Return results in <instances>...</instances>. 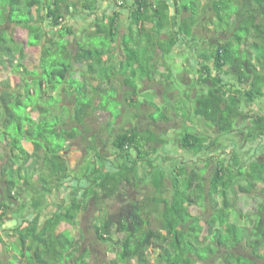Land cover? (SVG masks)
<instances>
[{
  "label": "trees",
  "instance_id": "obj_1",
  "mask_svg": "<svg viewBox=\"0 0 264 264\" xmlns=\"http://www.w3.org/2000/svg\"><path fill=\"white\" fill-rule=\"evenodd\" d=\"M106 1L111 13L99 15L102 0H0V73L5 75L0 81V224L9 213L21 218L8 235L17 245L0 239V252L5 250L0 264H87L82 233L73 236L60 225L76 226L78 214L91 200L99 207L92 223L95 236L112 253L102 264H198L219 250L225 253L211 264H264V187L257 197L248 196L259 182L264 184V159L241 160L232 149L230 158L214 154L202 166L193 160L187 170L179 155H174L176 162L171 159L174 151L165 134L137 124L112 132L121 111L113 115L101 100V93L113 88L114 100L124 99L134 109L149 105V119L170 121L167 83L160 105L153 94L145 101L137 98L140 81L155 82L160 75L167 82L169 76L158 62L151 71L140 65L139 45L147 47L148 59L159 53L164 61L173 49L181 48V41L189 48L196 45L199 37L193 28L202 26L209 34L197 54L196 82L206 90L189 104L185 119L198 118L221 134L242 120L245 139L264 137V111L250 115L242 107L264 96V0ZM123 11L128 28L121 37L119 60L125 74L116 82L109 75L99 80L96 65L111 67L112 42ZM207 11L212 12L211 20ZM80 21L88 29L76 30ZM7 24L25 31L24 43L4 27ZM134 28L135 42L130 43L126 36ZM93 36L106 38L110 46L104 48L103 41L92 44ZM31 46L40 50L34 69L25 63L26 47ZM119 68L113 66L111 75ZM12 76L17 80L12 82ZM64 93L72 106L61 102ZM96 112L111 115L106 125L113 134L111 157L99 151L92 136L84 151L70 152L85 163L74 175L70 153L64 154L63 148L72 139H86L89 131L72 122L83 123ZM189 127L178 133L177 147L198 154L218 144L215 137ZM163 142L165 152L160 153L157 145ZM142 185H149L150 191H143ZM130 189L136 194L130 196ZM23 192L31 194L30 219L19 214L24 204L16 203ZM238 192L248 199L241 206L236 205ZM106 200L117 202L113 211L104 205ZM30 234L32 245L27 243ZM236 245L249 248V255L230 251ZM17 247L19 254H11Z\"/></svg>",
  "mask_w": 264,
  "mask_h": 264
},
{
  "label": "rangeland",
  "instance_id": "obj_2",
  "mask_svg": "<svg viewBox=\"0 0 264 264\" xmlns=\"http://www.w3.org/2000/svg\"><path fill=\"white\" fill-rule=\"evenodd\" d=\"M203 3H205V0H202ZM98 14L102 15L104 12L106 14L111 13V7L108 6V1L102 0V4H100L97 8ZM212 12L207 11L206 16L208 18H213L212 17ZM128 20L126 17L125 11H123L121 23H120V28L119 31L116 35L117 39L115 42H112V54L114 56V59L112 63L110 64L111 67H108V65H96L95 68V76L100 77L99 80H101V77L105 75L112 76V79L118 81L119 77L122 74H125V69L124 66H122V62L119 60L120 58L123 57V53L120 49L122 40L121 37L123 33L126 31V27L128 28L127 24ZM85 21H80L78 24L76 30H79L81 28H84V30L88 29L89 26L84 25ZM208 22L207 20H204L202 24L206 25ZM210 24V23H209ZM208 25V24H207ZM85 26V27H84ZM7 28L12 35L16 38L17 41L20 43H24V36H25V31L21 28H17L12 26L11 24H7L4 26ZM133 29L131 32V36L127 35L126 38L127 40L130 41V43H133L134 40L131 38L135 35L136 37V32L137 29ZM194 35L196 37H199L196 40V45L192 46L191 48L188 47L187 43L181 41V48H175L173 49L169 54L164 57L163 61V56L160 55L159 53L155 54L153 59H148V53L146 52L147 47L144 46V44L139 45V50L140 53L139 59L140 60V65H143V68L145 70L151 71V69H154L155 67L153 64L156 62L159 63V68L160 71H164L169 73L168 79L166 78L167 82L163 79L162 76L159 75V78L156 79V82L150 81L148 79H144L142 82H139V86L141 89L139 92H137V98L139 101L145 99H151V94L152 91L160 94L161 92L164 91V86L167 83V91H172L170 94L174 98L176 95V100H171V105L168 107L169 110H176L179 109L181 105V109L183 111L188 110L189 104L191 103L190 99L193 100V98L200 92V91H205L206 86L197 83L196 78H197V73H196V68L198 66L197 62V54L199 51L203 50L205 48V44L202 42L206 36L209 34L208 30L196 26L193 28ZM220 35V34H219ZM222 37V35H220ZM92 44L95 42L97 43L100 41H103L102 44L105 46L104 48L110 46L109 42H106L105 39H99L98 36H93L89 38ZM105 41V42H104ZM135 42V41H134ZM136 44V43H134ZM195 48V49H194ZM26 52L28 54V58L26 59V65L30 69H34L35 66L37 65L39 61V56H40V50L39 46H31V47H26ZM123 60V59H122ZM164 63L162 65L161 63ZM110 63V62H109ZM106 64V62H105ZM115 66L116 68H119V72H116L115 74L111 75L112 68ZM137 71L139 72L140 69L139 67L137 68ZM86 72V71H85ZM92 72V71H90ZM89 72V73H90ZM5 76L4 74L0 73V81L1 78ZM115 76V77H113ZM13 77V76H12ZM118 77V78H116ZM12 79V78H11ZM81 76L79 77V80H81ZM122 80V78H120ZM17 80V77H13L12 82ZM140 80V78H139ZM159 80V81H158ZM103 82H106V80H102ZM163 85L159 84L160 82H163ZM141 83V85H140ZM123 88H125V85L123 83H119ZM120 87V86H119ZM1 89V87H0ZM102 98L101 100L103 103L107 106V109L109 112H111L113 115L118 114L119 110L121 111L120 116L116 119V128L112 132H116L120 130V128H127L130 127L132 124H137L141 129H145L147 127H151L154 131L159 132L161 134H165L166 136V144L171 150L174 151L173 154H171V159H174V155H180L178 157H181L183 159L184 165L186 166L187 170H190L191 166H193L192 161L196 160V163L199 165H203L205 160L208 159L211 155H214L219 152L218 146L215 148H211L209 150H204L202 152H199L198 154L194 153H189L185 152L183 153L180 149L177 148L176 144V138L177 136L182 132L180 124L181 121L177 120L174 116L171 122H165V121H159L155 122L152 121L147 117L148 112L152 109L149 105H142L140 106L139 109H134V108H129L127 105H125L124 99L121 100L119 99V103L117 100L116 92L113 88H109L106 92H102ZM122 94H120L121 96ZM158 99V98H157ZM158 101H161L158 99ZM61 102L66 103L69 106H72V99L67 95L63 94L61 97ZM161 103L158 102V105ZM242 107L244 111L247 114L254 115L258 112L264 111V96L259 97L256 99L250 100V102L245 106V102L242 103ZM179 111V110H177ZM109 112H96L95 114L87 117L83 123H78L73 121L72 124H76L79 126L80 129L82 130H88L89 136L86 139H81V138H75L72 139L68 142V144L65 146L63 149L64 154H69L71 151H73L76 148L81 149L84 151L86 149V144L91 143V137L95 136L97 138V144H98V149L99 151L107 157H111V151L113 149L112 147V138L113 134L111 132L107 131V122L111 119V115ZM137 113V117H134V114ZM180 117V116H179ZM187 117V114H186ZM193 117L189 115V120L191 121ZM185 123V122H184ZM194 123V122H193ZM186 124V123H185ZM195 127L196 131L200 132L201 134H204L205 136L209 138L215 137L218 142H222L225 146L223 147L225 149V153H223L225 157L231 156L229 155V152L232 150L234 152L239 153L240 159L249 161V160H256L258 158L264 159V137L259 138L254 141H249L245 139V123L244 121L240 120L235 127V129L232 132H229L227 134H221L217 127H211L208 128L204 125V123H201L198 121V118L195 120ZM194 127L190 126L189 129L193 130ZM179 133V134H178ZM165 144V142L161 143L160 145L158 144V151L160 153H164L165 149L162 148V146ZM27 147L31 149V147L27 144ZM0 153L3 154V146L0 144ZM183 153V154H182ZM75 156L70 153L67 155V159L70 163V166L72 169L74 168L76 171L75 173H79L83 167L85 166L83 163L84 159L82 160H76ZM167 164L169 163V157L167 156ZM174 162L175 159H174ZM83 164V165H82ZM212 166V165H211ZM81 168V169H80ZM36 183V182H35ZM259 187H264L263 183H258ZM2 188H3V183L0 181V193H2ZM143 191H150V186L145 185L141 187ZM261 189V188H260ZM256 191H259V188H256ZM130 196H133L136 194L133 190L130 189L128 192ZM17 204L23 203V211L20 212L19 214H22L23 218L30 219L33 216V210L31 206V194L23 192L18 198H17ZM230 200L234 201V198L232 196L229 197ZM106 207L109 208V210H114L115 205H117V202L114 200H106L104 203ZM51 207V206H50ZM98 205L94 201H90L88 207L86 210L81 211L79 214L77 224L76 226H71L66 223H61L60 228H69L73 236H79V233H82L83 235V240L81 244L83 247H87L88 250V262L87 264H102V263H107L110 258L112 257V253H110L108 247L106 244L100 242L94 233V228L92 226L93 219L98 216ZM9 215V216H8ZM6 217L7 219L4 221V223L0 226V239H4L6 242L7 241H14L13 239L15 237L11 236V238L8 237L9 234L12 233V229L15 226H18V224L21 222V218H19L17 215L13 213H9ZM33 224H29L28 227L31 228ZM31 231V230H30ZM10 239V240H9ZM34 243L33 237L31 234L28 236L27 243L29 244ZM8 243V242H7ZM31 244V245H32ZM14 245H17V243L14 241ZM10 246L7 244L5 249H9ZM13 249V248H11ZM154 251V254L157 253L156 248H152ZM233 251L235 253H241V254H248L249 248L244 247L243 245H236L233 248L230 249V251ZM11 253V252H10ZM225 253L224 250H219L216 256H213L211 258H208L205 262L198 263V264H211L215 257L223 256ZM4 252H0V255H4ZM9 254V253H8ZM16 256L19 254V247L13 250V253ZM131 264H136L134 261L131 262Z\"/></svg>",
  "mask_w": 264,
  "mask_h": 264
},
{
  "label": "crops",
  "instance_id": "obj_3",
  "mask_svg": "<svg viewBox=\"0 0 264 264\" xmlns=\"http://www.w3.org/2000/svg\"><path fill=\"white\" fill-rule=\"evenodd\" d=\"M156 82V81H155ZM159 84H161V85H163V82H160ZM165 90V89H164ZM170 92H172V91H168L167 92V94H168V97L171 99V100H176L177 98H176V95H175V97L173 98L172 97V95L170 94ZM163 92H161L160 94H158V93H156V92H154V91H152V94H153V96H154V98L155 99H160L161 100V102H163V98L161 97ZM196 98V96L193 98V100H191V103H193L194 104V99ZM158 99H157V101H158ZM159 102V101H158ZM157 102V103H158ZM177 110H179V111H177ZM171 113H172V119L170 120V121H168V122H171L172 120H174L173 119V116L177 119V120H179V121H181V123L182 124H180V127H181V131H183L184 130V128H185V126H192V127H194L193 128V131L194 132H197L196 131V127L194 126V123L193 122H195V120H196V118H193L191 121L189 120V119H185V117H184V115H183V113H184V111L181 109V106H180V108L179 109H176V110H172L171 111ZM180 116V117H179ZM186 124H185V123ZM206 126V125H205ZM206 127H208V126H206ZM208 128H211V127H208ZM219 131V130H218ZM233 131V130H232ZM231 131V132H232ZM159 145L161 144V143H158ZM218 146V148H219V152L218 153H222V157H223V153H225V149L223 148L225 145L222 143V142H218V144L215 146V147H217ZM215 147H213V148H215ZM178 149H180L183 153H185V152H187L186 150H184V149H181V148H179V147H177ZM182 153V154H183ZM218 153H216V154H218ZM179 155H180V153H179ZM194 164V163H193ZM259 183H261V182H259ZM256 188H259V191H261V187H259L258 186V184L256 185V187L254 188V190L253 191H251L250 192V194L248 195V196H250V197H257V195H259V191H256ZM245 194L246 193H243V192H238V195H239V197H240V199L238 200V202L239 203H237L236 202V205H239V206H241V205H243V203L242 202H244V199L247 201L248 199H247V196H245ZM234 202V201H233ZM232 209V208H231ZM81 213V212H80ZM79 213V214H80ZM79 214H78V217H79ZM9 216V215H8ZM7 216V217H8ZM7 217L5 216V218L2 220V222H1V224H0V226L4 223V221L7 219ZM78 219V218H77ZM1 227H3V226H1ZM246 255H249V253L248 254H246Z\"/></svg>",
  "mask_w": 264,
  "mask_h": 264
},
{
  "label": "water",
  "instance_id": "obj_4",
  "mask_svg": "<svg viewBox=\"0 0 264 264\" xmlns=\"http://www.w3.org/2000/svg\"><path fill=\"white\" fill-rule=\"evenodd\" d=\"M64 148H65V147H64ZM64 148H63V149H64Z\"/></svg>",
  "mask_w": 264,
  "mask_h": 264
}]
</instances>
